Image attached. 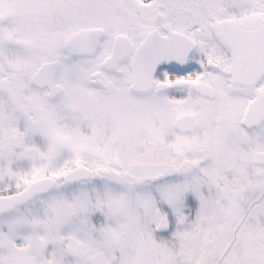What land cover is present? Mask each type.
Segmentation results:
<instances>
[{
  "label": "snow or ice",
  "instance_id": "obj_1",
  "mask_svg": "<svg viewBox=\"0 0 264 264\" xmlns=\"http://www.w3.org/2000/svg\"><path fill=\"white\" fill-rule=\"evenodd\" d=\"M0 264H264V0H0Z\"/></svg>",
  "mask_w": 264,
  "mask_h": 264
}]
</instances>
